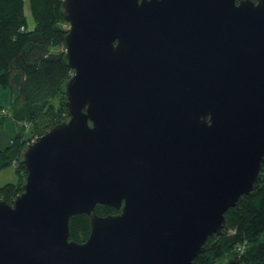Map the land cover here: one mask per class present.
I'll use <instances>...</instances> for the list:
<instances>
[{
    "label": "water",
    "instance_id": "water-1",
    "mask_svg": "<svg viewBox=\"0 0 264 264\" xmlns=\"http://www.w3.org/2000/svg\"><path fill=\"white\" fill-rule=\"evenodd\" d=\"M63 12L68 115L23 149L13 203L0 197V264H193L264 161V0ZM83 212L90 234L71 239Z\"/></svg>",
    "mask_w": 264,
    "mask_h": 264
},
{
    "label": "trees",
    "instance_id": "trees-1",
    "mask_svg": "<svg viewBox=\"0 0 264 264\" xmlns=\"http://www.w3.org/2000/svg\"><path fill=\"white\" fill-rule=\"evenodd\" d=\"M30 4L33 27L28 24L24 0H0V88H9L12 95L8 104H0V125L11 119L18 125L0 149V170L18 162V180L0 185V197L10 203L23 190L26 170L19 163L23 149L68 115L63 89L74 72L65 61L69 21L63 0H30ZM31 123L34 132L27 138L24 129ZM96 211L105 215L120 209L97 203ZM225 214L228 229L210 235L193 264H224L234 252L243 264H264V161L252 191ZM69 225L71 239L83 241L90 234L86 212L73 214Z\"/></svg>",
    "mask_w": 264,
    "mask_h": 264
},
{
    "label": "crops",
    "instance_id": "crops-1",
    "mask_svg": "<svg viewBox=\"0 0 264 264\" xmlns=\"http://www.w3.org/2000/svg\"><path fill=\"white\" fill-rule=\"evenodd\" d=\"M11 96L9 88H0V104H8L11 100ZM17 126V122H15L14 119L8 120L0 125V149L4 148L11 140L12 136H14ZM6 168L7 167L0 170V176Z\"/></svg>",
    "mask_w": 264,
    "mask_h": 264
},
{
    "label": "rangeland",
    "instance_id": "rangeland-1",
    "mask_svg": "<svg viewBox=\"0 0 264 264\" xmlns=\"http://www.w3.org/2000/svg\"><path fill=\"white\" fill-rule=\"evenodd\" d=\"M24 8H25V13L27 15V19H28V24L30 27H33L35 24V19L32 15V12H31L30 0H24ZM24 132H25V137H27V138L31 137L33 135V132H34L33 123H31L29 126L25 127ZM16 166H17V164L14 162V164L12 166L7 167L2 172V174L0 176V184H4L5 182H8V181L18 180L19 176H18V173L15 169ZM229 231L233 232L234 230H229Z\"/></svg>",
    "mask_w": 264,
    "mask_h": 264
},
{
    "label": "built area",
    "instance_id": "built-area-1",
    "mask_svg": "<svg viewBox=\"0 0 264 264\" xmlns=\"http://www.w3.org/2000/svg\"><path fill=\"white\" fill-rule=\"evenodd\" d=\"M16 164H18V162H15Z\"/></svg>",
    "mask_w": 264,
    "mask_h": 264
}]
</instances>
